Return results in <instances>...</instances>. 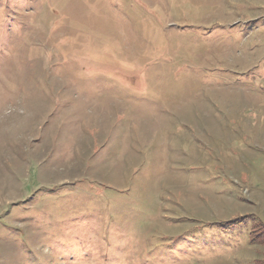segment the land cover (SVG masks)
<instances>
[{"label": "rangeland", "instance_id": "1", "mask_svg": "<svg viewBox=\"0 0 264 264\" xmlns=\"http://www.w3.org/2000/svg\"><path fill=\"white\" fill-rule=\"evenodd\" d=\"M0 264H264V0H0Z\"/></svg>", "mask_w": 264, "mask_h": 264}, {"label": "trees", "instance_id": "2", "mask_svg": "<svg viewBox=\"0 0 264 264\" xmlns=\"http://www.w3.org/2000/svg\"><path fill=\"white\" fill-rule=\"evenodd\" d=\"M224 225H225V227L226 228H233V226H232V224H228V223H223ZM219 225H220V223H219ZM224 225L223 226H219L220 227V229L221 230H225V227H224ZM234 226H237V228H240V226H242L241 224H233ZM237 228H235V229H237ZM234 229V228H233ZM254 236V235H253ZM183 240H185V239H183ZM253 240V237H251L250 238V242ZM200 241V240H199ZM183 242V241H182Z\"/></svg>", "mask_w": 264, "mask_h": 264}]
</instances>
